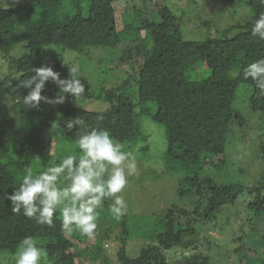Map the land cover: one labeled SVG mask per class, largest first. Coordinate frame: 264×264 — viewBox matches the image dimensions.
<instances>
[{
    "label": "trees",
    "instance_id": "trees-1",
    "mask_svg": "<svg viewBox=\"0 0 264 264\" xmlns=\"http://www.w3.org/2000/svg\"><path fill=\"white\" fill-rule=\"evenodd\" d=\"M4 1L10 5L0 4V55L16 76L7 74L0 84L11 81L22 86L21 81L34 74L32 69L47 66L41 55L50 46L90 55L95 47L110 48L116 53L131 42L120 59L129 62L132 73L117 85L97 92L85 86L87 98L96 97L109 103L103 111L44 101L42 118L24 128L20 120L25 109L32 107L23 103L22 96L15 104L16 114L0 116V251L16 255L20 241L31 236L46 248L48 264H89L90 260L99 259L101 264H109L111 259L102 250L103 244L111 231L118 230L120 246L116 254L120 264H211V255L203 254L197 247L203 241L197 227L200 219L217 218L245 189L253 196L248 207L264 214L263 178L245 188L241 183L216 182L206 173L212 167L226 164L229 133L240 120L235 112L240 89L248 93V106L252 113L258 114L257 121H264V96L259 95L255 81L243 76L249 64L264 58V40L252 34L255 20L264 13V0H229L232 5L247 7L251 18L198 40L184 37L182 19L167 0L155 5L152 0H144L142 8L130 4V0ZM212 23L207 20L204 25L212 28ZM18 44L23 53L16 57L13 49ZM199 62H205L211 71L202 79L191 76ZM50 67L61 79L70 78L69 63L58 61ZM22 87L26 96L30 89ZM41 95L49 100L59 95L72 96L60 92L51 80L46 82ZM143 115L150 116L165 129V158L173 164L170 170H189L180 181V195L195 197L192 208L174 206L165 214L151 216L150 241L136 232L135 221L128 213L119 218L112 215V202H103L98 210L96 230H101L102 236L99 242L90 245L89 258L85 256L89 247L83 248L87 236L62 231L59 210L51 227L38 224L22 211L19 214L12 211L8 196L19 188L26 169L38 174L68 154L79 157L82 153L78 149V137L92 129L108 130L120 145L133 143L140 136L138 119ZM76 119L84 123L68 129L67 122ZM58 134L65 136L67 146L58 145ZM56 143L59 152L54 153ZM74 145L76 154L69 149ZM257 146L264 156V136ZM103 221H108L106 227ZM135 238L145 242L139 255L131 257L127 242ZM258 238L261 249L246 243L230 252L236 264H250V257L254 264H263L258 259L264 257V236ZM208 245L211 249L215 246L212 241ZM173 248H181L184 255L172 262L167 251ZM9 264H15V259Z\"/></svg>",
    "mask_w": 264,
    "mask_h": 264
},
{
    "label": "rangeland",
    "instance_id": "rangeland-1",
    "mask_svg": "<svg viewBox=\"0 0 264 264\" xmlns=\"http://www.w3.org/2000/svg\"><path fill=\"white\" fill-rule=\"evenodd\" d=\"M9 1L12 2V0ZM143 1L130 0V4L135 3L142 8ZM152 1H154L152 5L163 4L164 2L163 0ZM167 1L175 13L181 17V30L187 39H203L208 33L217 35L228 26H232L236 22H245L251 18V13L247 7L232 5L229 0ZM4 3L5 6L10 5L7 1ZM207 20L214 22L211 25L212 28L204 25ZM131 45L132 43L129 42L123 47L119 46L121 49L116 53L110 48L95 47L91 49L90 55L50 46L44 48L41 60L47 66L54 65L58 61L69 63L71 68L77 69V75L81 82L89 87L90 91L97 92L103 87L117 85L129 72L132 73L129 62L120 59L122 53ZM22 53L23 49L20 44L16 45L13 49V56L19 57ZM11 73L16 76V73L9 68L8 62L0 55V79ZM210 73L211 71L205 62H199L191 72V76L202 79ZM240 90L242 91H240L235 103V112L240 120L229 133L225 152L226 164L224 167H212V169L202 171L204 173L207 171L206 173L210 174L216 182L241 183L245 188H249L258 184L262 178L264 180V156L257 146L258 140L264 136V121H257L258 114L252 113L248 106V93L244 88ZM22 96L25 97V93L21 85H16L11 81L6 85L0 84V116L11 117L16 114L15 104ZM64 102L90 111H103L109 107L107 101L96 99V97L87 98L85 93L77 99L74 96L65 97ZM45 108L44 101H41L38 107L25 109L20 120L22 127L27 128L32 122L41 119ZM138 123L140 136H137L133 143L121 145L124 151H131L135 155L136 173L128 176L125 189L118 195L125 200L126 213L135 221L136 232L142 233L140 236H145L143 239L147 241L151 234L149 228L152 223L151 216L165 214L169 208L174 206L192 208L195 197L190 194L180 195V181L188 175L189 170H170L173 164L168 163L165 158L167 138L164 127L153 121L148 115L140 117ZM56 142L60 146L65 143L66 146L69 144L65 141L63 134L57 135ZM57 143L54 145V153L59 152ZM63 148L65 147L63 146ZM76 148L75 145L69 146V149L74 150V152ZM251 200H253V196L248 193V189H245L240 193L235 203L223 208L217 218L208 221L199 220L197 227L201 232L203 241L197 247L203 254L211 255V264H236L231 253L246 243H250L251 246L257 245V248L261 249L262 243L258 236H264V214H257L248 207ZM104 202L113 201L106 199ZM100 209L101 207L98 210ZM143 216L146 217L142 218ZM103 224L106 227L108 221H103ZM118 235V230L111 231L109 239H106L103 244L102 250L111 259L109 264H120L116 254L120 246ZM101 236L102 231L96 230L94 237L85 238L83 248L89 247L87 254H85L87 258L92 255L90 245L99 242ZM204 236L206 240L203 239ZM143 239L135 238L127 242V252L131 257L139 255L140 248L145 242ZM210 241L214 242L215 245L212 246V249L208 247ZM259 242L260 244H258ZM179 253H181V248H173L167 251L172 262L183 257L184 254L178 255ZM15 256L6 251H0V264L11 263ZM258 260L264 264L262 255ZM89 264H101V261L100 259L95 262L90 260ZM250 264H254L253 257H250Z\"/></svg>",
    "mask_w": 264,
    "mask_h": 264
},
{
    "label": "clouds",
    "instance_id": "clouds-1",
    "mask_svg": "<svg viewBox=\"0 0 264 264\" xmlns=\"http://www.w3.org/2000/svg\"><path fill=\"white\" fill-rule=\"evenodd\" d=\"M0 4L6 5L4 0H0ZM252 34L264 40V13L255 20ZM32 72L30 78L21 81L22 86L30 89L23 99L29 107H38L42 100L64 102V95L55 100L41 95L49 80L58 86L60 92L76 99L85 92V85L75 68L69 69L70 78L65 79H61L50 66L32 69ZM243 76L255 81L259 95L264 96V58L249 64ZM83 123L79 119L70 120L67 128ZM78 146L82 153L79 157L68 154L38 174H34L31 168L26 169L19 188L8 199L14 213L22 211L24 216L50 227L59 210L62 231L68 234L79 232L91 238L97 228L98 209L106 199L113 201L110 211L114 217L119 218L127 212L125 200L118 194L125 189L128 176L136 173V157L131 151H124L106 129L82 132ZM15 264H48V252L36 239L25 237L18 244Z\"/></svg>",
    "mask_w": 264,
    "mask_h": 264
}]
</instances>
